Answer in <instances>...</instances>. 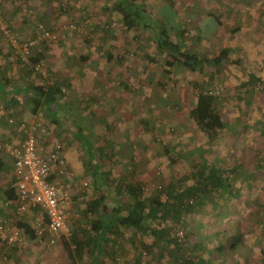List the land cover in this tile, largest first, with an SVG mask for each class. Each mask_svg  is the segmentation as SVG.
Instances as JSON below:
<instances>
[{"label": "rangeland", "instance_id": "374dc122", "mask_svg": "<svg viewBox=\"0 0 264 264\" xmlns=\"http://www.w3.org/2000/svg\"><path fill=\"white\" fill-rule=\"evenodd\" d=\"M114 1L111 0L110 4ZM231 1L235 0L175 1L174 9L185 19L187 33L184 38L193 53L200 57H214L225 47L234 49V52L229 59L233 63L225 62L219 72L216 68L205 65L202 71L188 72L185 68L182 72L176 70L170 78L168 76L164 78L163 68L150 63L145 57L148 54L151 57L157 56L160 62L165 61V56L156 50L153 34L141 30L139 32L141 38H134L137 33L134 30H123L120 26L121 20L116 13L100 10L105 4L104 0L87 2L64 0L62 3L60 0L52 3H48L47 0H5L0 2V15L6 18V23L15 29L17 33H14L20 38L30 37L40 24L55 32L56 39L50 44H40L38 47L40 51L37 50L35 53L44 52L47 57L44 64L55 71L54 77L51 76L53 80L64 76L72 82L71 88H67L64 100L67 107L63 108V111H68L69 115L63 113L60 121L64 122V125L59 128V133L69 134L72 130L80 132L79 126L83 125L82 130L94 135V141L104 143L106 140L120 147L125 146L123 150H119L121 154L125 153L124 158L120 154L111 161L100 159V165L111 172L112 178L118 179L126 177L132 171V164H135L136 172L146 183L149 191L159 188L160 184L165 186L171 181L176 183V178L191 170L194 159L175 158L178 160L174 164V159H170L164 150L167 145L180 150L182 147L191 149L200 144L201 146L207 144V140L199 135L189 115L198 92L191 86V81H196L201 87L213 88L220 98L219 111L224 119L244 130L238 132L239 138L234 143H230L227 137H221V142L207 144L211 150L207 157L210 160L225 159L230 163V168L235 162L245 165L239 170L243 172V176L231 175L233 179L237 177L234 182L237 196L230 202L222 203L216 213H211L210 227L197 230V225L203 220L201 215L188 220L192 234L190 240L193 243L197 239L198 232L202 234L201 236L209 234L212 240H207L206 249L209 253L204 256L212 264H264V208H258L253 203L255 199L260 198L264 204V92L255 88L252 90V87L240 88L242 82L249 79L250 74H255L260 77L261 82H264V34H255V39L253 33L244 36L240 34L242 32H231V29L237 28L235 22L227 16L229 10L227 4ZM146 2L149 4L152 16L157 18V13L163 6L162 0H146ZM61 4H64L62 10L59 7ZM85 4L95 10L99 8L101 14L98 15V20L102 21V24L115 22L119 26L117 40L110 42L111 46L116 48L112 49L114 57L112 61L107 60L106 55L96 52V48L83 41L84 38L91 39L96 36L94 33L90 37L89 31L92 27L82 22V20L88 21L87 18L79 20L83 15L82 8ZM90 8L87 9L89 15H91ZM211 8H220L219 10L222 11L220 12L226 14L223 20L227 28L225 26L219 28L214 19H209L202 27L201 36H205L207 32L211 33L206 40L198 42L196 24L199 16ZM76 14L79 17H76ZM70 22H77L80 28L77 33L60 31ZM101 46L108 48L106 44ZM13 52L14 50L1 36L0 64L12 65L11 58L7 57ZM86 56H89L87 61L84 60ZM120 56L123 59L121 63L116 61ZM95 60L98 61V66L92 64ZM159 82L167 84L166 92L158 87ZM125 84L129 90L124 89ZM81 117L84 119L82 123ZM142 120L147 121V127ZM59 140L63 142L64 150L69 144L71 145V142L76 141L72 135ZM130 154L135 158V163L130 160ZM78 156V164L82 166L86 163L84 160L88 158V154L81 151L77 154V158ZM247 156L252 160L246 161ZM84 181L90 183L85 167H68L64 182L67 189L73 190ZM88 186L86 188L92 190L91 185ZM72 204V227L78 222L80 225L84 224L83 216L79 211L80 206L84 207V199L81 197L75 203L72 201ZM77 214L79 216H76ZM36 219L35 217L32 220L36 222ZM215 220L217 223L214 224ZM213 224L214 226H211ZM238 236H242V240L231 249V242ZM4 237L6 234L1 232L0 256L2 257ZM124 238L140 241L142 237L132 231ZM31 244L27 240L23 253L7 251L12 261L9 262L10 260L7 259L8 264H70L62 244L47 246L38 238L36 245L38 253L33 252L34 248ZM220 244L224 245L226 250L221 257L215 252V248ZM155 253L147 254L141 249L128 247L125 254L117 253V255L121 256L124 264H133L138 256L142 257V264H160L156 261ZM87 259L88 256L84 257L83 262L76 264H86ZM106 264H115V262L108 258Z\"/></svg>", "mask_w": 264, "mask_h": 264}, {"label": "trees", "instance_id": "16d2710c", "mask_svg": "<svg viewBox=\"0 0 264 264\" xmlns=\"http://www.w3.org/2000/svg\"><path fill=\"white\" fill-rule=\"evenodd\" d=\"M3 1L5 0H0V2ZM54 1L59 2V0H47L48 3ZM104 1L105 4L100 10L116 13L118 19L121 20L120 26L123 30H134L137 33L134 38H141L139 33L141 30L153 34L156 50L159 54L165 56V61L160 62L157 56L151 57L148 54L145 57L150 63L163 68L164 78L167 76L170 78L176 70L182 72L183 68L188 72L202 71L205 65L214 67L219 72L225 62L233 63V61H229L231 53L234 52V49L230 47H225L214 57H200L190 50L184 38L187 33L185 19L174 9L176 0H162L163 6L161 11L157 13V18L152 16L146 0H115L113 4H110L111 0ZM62 2L64 0H60V3ZM63 5L59 6L61 10L64 7ZM89 8L90 6L88 7L86 4L82 8V18H87L88 21L81 20L85 24L87 23V26L92 27L89 36L91 37L94 33L96 36L91 37V39L84 38L83 41L87 45L96 48V52L106 55L107 60L112 61L114 58L112 49L115 47L111 46L110 42L117 40L119 26L115 22L102 24L103 22L98 20V15L101 14L99 8L96 10L90 8L91 15L87 10ZM210 10L209 13H203L199 16L196 24L198 42L206 40L209 33H211L207 32L208 35L201 36L202 27L209 19H214L219 28L224 25L227 28L223 20L225 14L223 15L218 8H211ZM95 11H98L99 14ZM76 23L70 22L68 26L63 28L64 30L61 29L60 31L77 33L80 28ZM40 25L43 26L44 24ZM40 25L30 37L21 39L36 38L39 35ZM10 28L12 32H16L14 28ZM235 31H240V29L231 30V32ZM51 41L54 40L39 42L26 61L22 60L15 51L12 53L16 64L20 68L37 73L39 78L44 81V84L32 88L33 94L30 101L33 106V114H37L38 109L42 106L49 109L55 106L57 110L54 112L60 114L58 112L60 102L62 98L66 97V88H71L72 82L70 79L64 78V76L61 79L55 78V80L51 78L55 71L44 64L47 58L44 52L35 53L40 44H50ZM101 44H106L108 48H103ZM84 60H89V56H86ZM116 61L121 63L123 59L120 56ZM92 64L99 65L96 60ZM38 66L40 70L36 69ZM260 80V77L250 74L249 79L242 82L240 88L252 87L253 90ZM191 86L198 92L189 115L198 129L199 135L207 140V144L221 142V137H227L230 143L238 140V132L241 133L244 129L242 130L240 126L228 123L224 119L219 111L220 98L216 95L214 89L209 86L201 87L196 81H191ZM123 87L129 90L126 84ZM158 87L166 92L167 84L159 82ZM54 112L52 111V113ZM63 113L69 115V112L65 113L63 111ZM60 119L61 117L58 116L55 121L59 122ZM142 121L146 126L147 121ZM80 122L82 123V120ZM11 123L15 124L14 122ZM83 128V125L79 126L80 132H77V138L83 143V147L89 155L86 171L91 183L88 184V187L91 185L92 190L86 187H81L76 191H74V188L70 190L74 203L81 197L84 199V207L80 206L81 209L79 210L83 216L84 224L76 223L71 227L72 234L70 237H63L60 242L70 264L83 262L86 256H88L86 264H106L108 258L113 259L115 264H124V260L117 253L125 254L128 247L136 250L141 249L147 254L156 252V261L160 264H212L204 256L209 253L206 249V243L207 240H212L211 237L209 234L201 236L202 234L198 232L197 239L192 243L188 220L201 215L203 220L197 225V230L200 231L201 228L210 227L211 213H216L222 203L230 202L233 197L237 196L234 190V182L237 177L233 179V176H243V172L239 170L245 164L235 162L230 168V163L225 159L210 160L207 154L211 150L207 144L204 146L200 144L191 149L182 147V150L167 145L164 152L170 159H174V164L178 160H175V158L190 157L192 160L194 159L192 168L176 178V183L171 181L165 186L160 184L159 188L149 191L146 183L136 172L137 167L135 164H132V171L126 177L112 178L111 172L103 169L100 165V159L111 161L116 155L121 154L119 150H123L125 146L121 145L120 147L113 142H106V140H104V143L94 141V135L88 134L87 131L84 132ZM189 140H191L190 137ZM121 155L122 158L125 157V153ZM130 156V160L135 163V158L132 157V154ZM4 170L5 164L0 157V214L6 209V226L20 230L25 236L26 242L28 240L37 245L38 230L36 222L32 219L35 217L40 218L45 224H48V216L39 206L28 207L27 212L24 214L18 212L21 206L18 182L15 179V184L3 185L1 180ZM249 177L251 178V175ZM80 194L82 195L79 197ZM253 203L258 208H264L260 198L255 199ZM5 205L6 208L3 207ZM0 223L1 228L6 230L1 220ZM215 223H217L216 220ZM214 224L211 226H214ZM132 231L141 235L140 241L124 238ZM179 233L182 234V237ZM242 238V236H238L235 241L231 242L230 248L234 249ZM39 240L44 242V238H39ZM1 251L4 254L3 257L11 259L7 251L9 253H18V251L23 253L25 250L16 246H9L4 239ZM215 252L220 257L223 256L226 252L224 245L220 244L219 247H216ZM141 260L142 257L138 256L133 264H142Z\"/></svg>", "mask_w": 264, "mask_h": 264}, {"label": "built area", "instance_id": "2783aa9c", "mask_svg": "<svg viewBox=\"0 0 264 264\" xmlns=\"http://www.w3.org/2000/svg\"><path fill=\"white\" fill-rule=\"evenodd\" d=\"M39 35L36 38L24 40L12 32L3 16L0 15V33L7 44L22 59L27 60L33 48L41 41L55 40L56 35L52 30L40 25ZM40 70V67H36ZM257 91L264 92V82H258ZM26 139L20 144L0 141V151L13 160L16 168V179L20 208L18 212L24 214L28 207H41L48 216L49 223L36 219V228L39 238H44L47 246L59 244L63 237L72 234V197L71 191L64 185L68 171L65 159V148L62 141H56L53 149L42 153L33 128L25 127ZM88 182L76 186L74 191L87 187ZM76 216H79L78 214ZM6 228L5 239L9 246L25 248V236L18 229ZM182 237V234L179 233Z\"/></svg>", "mask_w": 264, "mask_h": 264}, {"label": "crops", "instance_id": "0c3cea01", "mask_svg": "<svg viewBox=\"0 0 264 264\" xmlns=\"http://www.w3.org/2000/svg\"><path fill=\"white\" fill-rule=\"evenodd\" d=\"M85 1L87 2L88 0ZM227 5V8L229 9L227 16H229L230 20H233L237 25V28L240 29V31L235 32H242L240 34L244 36L246 34L253 33L255 39V34H264V22H261V20H264V1L247 0L239 2L238 0H235L231 1ZM208 10L210 11V9H207L205 10L207 12L204 11L203 13H209ZM63 11L66 12L64 9ZM65 15H67V13H65ZM76 17L79 16L76 14ZM79 18L82 19L81 16ZM222 27L223 26H221V28ZM219 34H221V32H219ZM7 58H11L10 61L12 65L6 63L0 64V141H8L18 145L26 139L27 133L25 132V127H29L34 129V133L37 136L36 139H38L37 142L39 150L42 153H48L53 149V145L56 141L67 138V135H70V137L72 135L76 141L74 144L72 142V145L67 143L69 144L65 150V152L67 151V153H65L67 165L69 168L79 166L87 168L89 163V155L88 158L84 160L86 163H83L82 166L81 164H78L79 156L77 158V154L81 151H85L87 154V151L83 147V143L77 138L78 133L70 131L69 134L66 132L60 134L59 128L61 125H64V122L55 121L58 116H60L62 119L63 108L67 107L65 105L66 102H64L65 98H62L58 108V112L60 114L54 112L57 110L55 106H52L50 109L46 106H42L38 109L37 114H33V106L30 101V97L33 94L32 88L44 83L39 78L37 73L20 68L16 64L12 53H9V57ZM52 111L54 113H52ZM64 112L66 113L67 111ZM81 120L83 121L84 119L81 117ZM11 122H14L15 124ZM0 157L5 164V170L1 180L2 184L5 186L12 185L16 179V168L14 166L13 160L1 151ZM246 158V161L252 160L248 156ZM3 207L6 208V205ZM5 211L6 209L0 214L3 215L0 216V220L4 225L3 227L7 225V220H5L7 218V213ZM1 232L2 234H6V231L0 226V233ZM31 245L34 248L33 252L38 253V246H36L33 242ZM0 257V264H8V260L5 257H2V255ZM9 262L12 261L10 260Z\"/></svg>", "mask_w": 264, "mask_h": 264}, {"label": "bare ground", "instance_id": "6f19581e", "mask_svg": "<svg viewBox=\"0 0 264 264\" xmlns=\"http://www.w3.org/2000/svg\"><path fill=\"white\" fill-rule=\"evenodd\" d=\"M29 128V127H28ZM36 136V135H35ZM36 138H37V136H36ZM38 140V139H37Z\"/></svg>", "mask_w": 264, "mask_h": 264}, {"label": "clouds", "instance_id": "9594fccd", "mask_svg": "<svg viewBox=\"0 0 264 264\" xmlns=\"http://www.w3.org/2000/svg\"><path fill=\"white\" fill-rule=\"evenodd\" d=\"M67 161V160H66Z\"/></svg>", "mask_w": 264, "mask_h": 264}]
</instances>
